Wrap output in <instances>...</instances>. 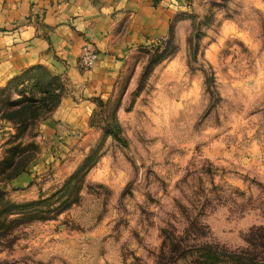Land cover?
I'll return each mask as SVG.
<instances>
[{
	"label": "rangeland",
	"instance_id": "obj_1",
	"mask_svg": "<svg viewBox=\"0 0 264 264\" xmlns=\"http://www.w3.org/2000/svg\"><path fill=\"white\" fill-rule=\"evenodd\" d=\"M140 1L97 86L80 58L0 74V264H264V0ZM5 2L0 63L46 16Z\"/></svg>",
	"mask_w": 264,
	"mask_h": 264
},
{
	"label": "crops",
	"instance_id": "obj_2",
	"mask_svg": "<svg viewBox=\"0 0 264 264\" xmlns=\"http://www.w3.org/2000/svg\"><path fill=\"white\" fill-rule=\"evenodd\" d=\"M122 4L123 0H6L3 12L11 27L16 28L28 16L32 15L35 19V14L39 12H45L46 16L45 20L21 25L11 33L10 42L13 45L5 61L0 63V74L11 71L15 75L41 63L56 74L81 78L75 66L82 51L87 46H96L101 50L99 60L93 71L85 76H89L90 86H97L94 78L104 79L105 75L115 73L116 56L125 49V41H111L116 20L121 19L119 16L131 9V5L144 6L140 0H128L125 7L120 8ZM118 10L121 11L115 16ZM133 10L131 18L135 16ZM110 51L115 55L109 54ZM91 106L90 102L84 101L81 108L91 112ZM73 114V106L68 103L64 110L55 113L44 123H54L53 119L57 121L67 116L74 120L71 118Z\"/></svg>",
	"mask_w": 264,
	"mask_h": 264
},
{
	"label": "built area",
	"instance_id": "obj_3",
	"mask_svg": "<svg viewBox=\"0 0 264 264\" xmlns=\"http://www.w3.org/2000/svg\"><path fill=\"white\" fill-rule=\"evenodd\" d=\"M99 60V55L93 47H86L83 49L79 66L82 70H92Z\"/></svg>",
	"mask_w": 264,
	"mask_h": 264
},
{
	"label": "trees",
	"instance_id": "obj_4",
	"mask_svg": "<svg viewBox=\"0 0 264 264\" xmlns=\"http://www.w3.org/2000/svg\"><path fill=\"white\" fill-rule=\"evenodd\" d=\"M20 80L19 77L15 78L11 83ZM46 107L49 105H45ZM198 257H196V264H208L209 261L215 262V259L217 258L216 254L212 252L211 250H200L198 251Z\"/></svg>",
	"mask_w": 264,
	"mask_h": 264
}]
</instances>
